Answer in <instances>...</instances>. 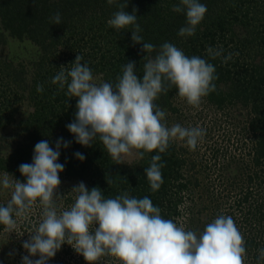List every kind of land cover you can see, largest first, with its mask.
I'll return each instance as SVG.
<instances>
[{"label":"trees","instance_id":"trees-1","mask_svg":"<svg viewBox=\"0 0 264 264\" xmlns=\"http://www.w3.org/2000/svg\"><path fill=\"white\" fill-rule=\"evenodd\" d=\"M127 2L125 11L131 14L133 8L137 9L143 42L152 43L157 51L164 42L173 43L187 56H200L215 66L216 90L204 100L220 112V117L215 114L212 124L202 123L206 135L200 142L205 151L212 153V158L208 160L199 153L200 160H189L188 147L172 142L167 152L160 154L165 164L161 170L163 184L153 192L144 169L150 166L151 157L157 151L145 153L143 159L137 158L132 163L116 164L98 139L91 147L76 143L66 125L75 119L77 100L66 95L67 86L60 90L58 84L52 83L60 67L70 69L78 54L94 77L101 75L105 82L115 84L127 62H135L136 74L142 79L146 62L143 58L147 53L141 51V44L133 45L131 27L117 31L108 26L107 21L119 9L107 0H0V46L9 37L28 38L40 50L38 59L28 67L0 56V172L6 171L16 180L26 182L19 166L32 162L37 142L48 140L55 148L56 140L62 137L71 143L60 150L58 162L65 165L60 178H78L89 190L99 187L105 198H115L125 192L138 199L148 196L154 206L161 208L165 219L183 223L186 229L198 233L216 216L230 215L246 241L245 264H257L258 250L264 248V0H200L207 6V13L191 37L178 35L186 16L172 8L180 0ZM57 12L61 15L59 25L51 22ZM209 46L214 49L222 46L223 56L237 52L239 55L224 64L222 57L211 59L207 55ZM38 84L43 85L41 93L36 91ZM175 92L177 89L173 86L154 103L164 111L169 108L177 112L171 100ZM24 104L31 111L18 120L16 115ZM234 104L247 108L248 124L240 136L245 140L243 143H250L247 160L246 154L240 153L243 145L236 148L240 158L228 154L229 149L219 141L221 133L214 126V122L222 124L230 120L226 108L231 109ZM198 113L202 117L204 112L201 109ZM165 121L168 122L167 116ZM9 126H14L15 135L7 139L3 130ZM238 128L236 125L231 129L230 136L238 137ZM76 152L82 153L85 160L77 159ZM230 169H235L236 174L232 175ZM215 181L218 187H226L227 195L220 193L222 196L216 197L208 189L210 195L201 197L203 205L196 209L194 189L201 185L209 188L210 184L213 188ZM188 200L192 206L184 211L181 205ZM78 258L77 264H87L82 256ZM100 264L109 263L101 261Z\"/></svg>","mask_w":264,"mask_h":264},{"label":"clouds","instance_id":"clouds-1","mask_svg":"<svg viewBox=\"0 0 264 264\" xmlns=\"http://www.w3.org/2000/svg\"><path fill=\"white\" fill-rule=\"evenodd\" d=\"M107 3L119 9L107 21L108 26L117 31L131 27L133 45L141 44V51L147 53L142 79L136 74L135 62H127L115 84L97 82L77 54L72 67L61 66L52 83L58 84L60 90L67 86L66 95L77 100L75 119L66 125L76 143L91 147L98 139L116 164H123L126 157L143 159L145 153L157 151L144 169L155 192L163 184L161 170L165 164L160 154L166 153L176 140L195 150L206 130L179 123L169 127L166 112L154 101L174 86L181 99L198 109L203 98L216 90V68L200 56H187L173 43L164 42L157 51L152 43L143 42L136 8L130 14L125 11L127 0ZM172 11L186 16L178 35L191 37L204 20L207 6L200 0H180ZM51 22L61 24L59 12ZM206 53L211 59L222 57L224 64L239 55L223 56L222 46H209ZM43 90V85L38 84L36 91ZM70 143L62 137L56 140L55 148L48 140L37 142L32 162L19 166L26 182L6 171L0 175V188L10 192L6 205H0V225L6 233H15L18 220H28L34 208L41 209L38 226L23 242L28 255L22 257V264H48L64 244L70 245L87 264H100L104 257H113L118 264H245L246 241L230 215L216 216L198 233L186 229L183 223L165 219L161 208L154 206L148 196L138 199L125 192L105 198L99 187L89 190L82 181L70 191L75 193L74 203L59 210L57 202L65 196L59 192V174L65 165L58 161L61 147L68 148ZM74 155L85 160L80 152ZM258 253L257 264H261L264 248Z\"/></svg>","mask_w":264,"mask_h":264},{"label":"rangeland","instance_id":"rangeland-1","mask_svg":"<svg viewBox=\"0 0 264 264\" xmlns=\"http://www.w3.org/2000/svg\"><path fill=\"white\" fill-rule=\"evenodd\" d=\"M39 54H40L39 48L36 46V44H34V42H32L28 38H25L24 40H20L17 38L9 37L8 41L0 46V56L2 58L6 57L9 59H13L15 63L22 62L26 67L31 66L33 60L35 61L36 59H38ZM94 78L96 79L97 82L104 81L101 75H97ZM171 100H172V105H174V107H176L178 111L177 112L171 111L169 108L165 110L168 120L166 124L169 127H171L173 124L179 123L181 126L187 128H191V127L205 128L204 124L202 123L209 122V124H212V119L215 118V114H217L220 117V112L219 111L216 112V108H211L210 106H208L209 104L207 103V101L204 100V98L201 103V106L198 109L187 104L185 100L181 99L178 96L177 92H175L174 97ZM201 109L204 112L202 114L203 115L202 117L201 115L198 116L199 114L198 112L201 111ZM226 110L230 115V120H227L222 124L220 122L218 123L214 122L216 124L214 126H217L219 129L217 133H221V138L218 139L219 141L227 145L229 149L228 154L230 153L231 155L235 154L236 155L235 159H238L240 158V155L244 153L246 154L245 159L247 160V158H249L247 154L249 153L250 143L248 141L243 143V141L245 140L242 141L240 137L241 135H243L241 133L243 132V129L246 127V124H248L247 108L245 106H241V104H234V106H232L231 109L226 108ZM29 111H31V108L27 104L22 105L21 109L16 115L17 119L19 120L20 118H24ZM219 117H216V119H218ZM206 124L208 125V123ZM220 125L222 127H219ZM236 125L239 127L238 130H240V134H238V137L235 138L234 135L230 136V134L232 132L231 129H234ZM13 128L14 126H9L8 128H6V130H3V134L7 137V139L8 137L11 138L12 135L14 134ZM217 133H215L214 131L213 135L216 134L215 137H217ZM215 137L213 136V141H215ZM175 142L187 146L184 141L176 140ZM233 142H235V145L233 144L230 146V143ZM246 144L247 146L245 149ZM240 145H243V150L240 151L241 154L239 153V149H236L238 146L240 147ZM197 147L198 150H191L188 147L189 149L188 153L190 154L188 155L189 160H197V159L200 160V155H198L199 153H201L202 154L201 156H204V158L207 157L208 160L212 158V153L205 151L206 147L203 146L202 143L201 144L199 143ZM136 160H137L136 157H126L124 159V163H132ZM230 171L233 173L232 175L236 174L235 169L234 170L230 169ZM4 172L5 171H1L0 175H2ZM9 174L12 175L11 173ZM215 176L216 175H214L213 178L217 180V177ZM13 178L15 179L14 176ZM60 179H61V185L59 187V192L61 195H65V196L61 201L57 202V205L59 210H63L69 208L74 203L75 193H71L70 191L74 185H77L82 180L78 178H60ZM216 183L217 181L214 182L215 187L213 188H210L211 184L209 186V183H206L209 186V188L204 185H201L199 189L198 188L196 190L194 189L195 201L193 202L194 204H197L196 209L201 208L203 205L201 197H206L207 195H210L207 191L208 189L211 192H213L216 197L222 196L220 193H222L223 195L225 194L227 195L228 192L226 187L225 188L223 186L218 187ZM232 194H235V192L232 191ZM9 199H10V192L8 190H3L2 188H0V204L6 205ZM204 202L206 203L207 199H205ZM190 205L191 202L188 200L183 205H181V208L184 211H186V209ZM40 212L41 209L39 207H36L33 209L28 220H18V227L15 233L8 234L4 231V228L0 229V264H22V257L24 255H28V253L22 246L23 242L29 238V233H31L38 226ZM67 246L69 247V249ZM36 258L38 257H34L33 259ZM62 259H63L62 264H77L79 262L78 254L74 251V249L71 246L67 244H64L62 246L61 250L57 252L56 256L48 261V264H58ZM102 261L103 262L105 261L106 263L109 264L110 263L118 264V261L113 257H104Z\"/></svg>","mask_w":264,"mask_h":264}]
</instances>
